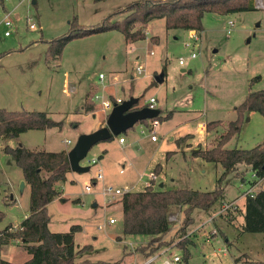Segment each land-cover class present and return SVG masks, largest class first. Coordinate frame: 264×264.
Masks as SVG:
<instances>
[{
	"label": "rangeland",
	"instance_id": "1",
	"mask_svg": "<svg viewBox=\"0 0 264 264\" xmlns=\"http://www.w3.org/2000/svg\"><path fill=\"white\" fill-rule=\"evenodd\" d=\"M133 1L0 0V107L11 111H43L50 118L62 121L60 127L32 129L15 138H0V211L4 214L1 229L23 220L29 212L30 192L28 186L22 188L19 180L22 171L12 155L3 152L4 145L68 152L78 136L101 116V113L93 116L82 108L87 94L91 97L103 90L99 73L105 75V85L112 87L107 89L108 93L103 90L110 99L137 97V107H142L150 97H155L159 109L155 142L147 132L140 133L141 125L137 122L119 136L94 144L81 161L89 170L79 173L70 169L67 180L60 185L67 202H62L59 195L48 204L49 230L63 232L77 225L82 231L75 233L76 246H92L76 254L78 262L142 264L149 250L148 243L139 244L145 237L137 239L122 234L121 197L104 205L98 193L103 181L92 185L90 192L85 191V185L100 169L110 183L128 186L131 191L143 190L150 172L157 175L152 181L153 189L211 191L223 169L219 163L193 158L191 151L213 145L228 122L236 118L234 107L243 102L250 90L264 89L262 0H254L257 7L254 10L204 13L197 41L188 30L167 29L163 20H157L145 39L127 42L120 31L106 30L74 38L58 56H51L50 43L68 33L72 24L91 27L111 14V20L122 19L127 13L118 11ZM5 12H11L9 28L2 23ZM229 21L233 24L229 25ZM31 23L35 28L29 27ZM6 30L8 35L4 34ZM152 35L157 37L156 42ZM192 52L195 57L190 56ZM180 57L184 58L183 64L179 63ZM137 65L144 69L142 75H137ZM163 70L164 79L157 83L154 78ZM167 112L173 115L164 119ZM216 120L220 123L209 130L206 125L198 129L199 124ZM189 131L195 134H185ZM118 137H123L125 142L119 143ZM66 139L70 143H65ZM263 141L264 116L247 111L243 113L239 132L230 138L226 148L248 149ZM103 147L107 149L103 160L88 164L90 159L101 155ZM157 163L162 164L161 175L155 172L159 166L153 170ZM244 170L240 166L238 176L230 174L223 180L222 199L209 211L195 209L193 221L183 233L179 231L183 207H171V229L155 244L160 249L170 246L181 256V247L186 245L192 255L190 264H234L236 258L238 264H264V233H245L238 228L243 199L250 187V170L245 173ZM243 173L244 180L240 178ZM160 183L163 187H159ZM76 198L82 202L75 201ZM227 201L235 202L234 211L222 209V203ZM93 202L99 203L96 209ZM110 218L115 223L108 224ZM240 222L243 223V218ZM102 224L103 228L98 229ZM121 237L125 243L119 242ZM0 256L14 263L27 260L26 248L18 241L0 244ZM166 257L169 256L155 263L161 264Z\"/></svg>",
	"mask_w": 264,
	"mask_h": 264
},
{
	"label": "trees",
	"instance_id": "2",
	"mask_svg": "<svg viewBox=\"0 0 264 264\" xmlns=\"http://www.w3.org/2000/svg\"><path fill=\"white\" fill-rule=\"evenodd\" d=\"M262 2L264 9V0ZM256 8L254 0H135L118 11L127 13L122 19L111 20L113 15L111 14L100 24L91 27L72 24L73 28L68 33L50 43L49 52L51 56H58L68 41L106 30L120 31L127 42L142 40L146 38L148 22L159 18L164 19L167 29L200 32L202 18L206 12L227 14ZM93 105L87 94L83 109L92 110ZM234 111L236 118L228 122L226 130L218 135L212 147L205 149L199 147L191 151L193 157H200L207 162L221 165L223 172L216 181L215 189L201 191L188 188L145 187L140 191H128L119 199L122 208V234L151 236L146 245L149 250L147 252L144 250L147 258L160 250V246L155 243H159L171 229L172 222L169 220L171 207H183L184 217L182 226L179 228L182 232L193 221L192 213L195 209L208 211L216 201L222 199L225 188L223 180L230 174L238 176L240 166L245 168L244 173L246 170H253L258 174L264 173V141L248 149H229L224 146L234 134L239 132L244 112L256 111L264 116V89L250 90L243 102L234 107ZM159 117L158 114L154 119ZM163 118L167 119L168 115ZM217 123L220 121L207 122L206 129L209 130ZM61 125L62 121L50 118L43 111H11L0 107V138H15L27 130H43ZM2 150L12 155L16 165L22 171L24 181L29 185L30 192L29 212L19 223V228L9 232L12 224H8L0 229V235L19 238L24 247L31 252V257L21 263L0 259V264H117L116 262L76 261L77 253L92 247L91 245L79 248L76 246L75 233L80 231V227L72 225L69 230L63 232L51 231L48 228V204L55 197H59L60 185L67 180L66 173L70 171L66 151L31 150L21 144L15 147L5 145ZM156 171L159 172L157 169ZM244 173L240 177L243 180ZM3 217L4 214L0 211V221ZM240 230L245 233H264V189H260L252 196H245L243 223ZM184 236L186 239L189 238L187 233ZM181 249L183 264H190V250L186 245H183Z\"/></svg>",
	"mask_w": 264,
	"mask_h": 264
},
{
	"label": "built area",
	"instance_id": "3",
	"mask_svg": "<svg viewBox=\"0 0 264 264\" xmlns=\"http://www.w3.org/2000/svg\"><path fill=\"white\" fill-rule=\"evenodd\" d=\"M261 8L263 7V3L261 2ZM10 15L11 12H5L4 13V17L2 20L3 25L6 28H9L12 25V21L10 19ZM229 25H232L233 22L229 21L228 22ZM30 28H35V25L33 23H31L29 25ZM230 30H228L229 32ZM147 31H146V37H147ZM191 35L193 36L194 41L198 40V36H197V32L194 30H191ZM5 35L9 34V31L6 30ZM153 51H150V54H153ZM191 57H195L196 54L194 52H192L190 54ZM179 63L183 64L184 63V58L180 57L179 58ZM135 71L137 73V75H142L144 72V69L140 66L137 65L135 68ZM105 75L103 73H99L98 74V78L99 81L102 82V80L104 79ZM90 100L98 105V109L104 114V119L99 123V126H103L105 125L106 119L108 114L110 113L112 107L114 106V104H119L123 101V99L121 97H115L110 99L109 96H106L103 93V90L98 93L95 92V94H93L90 97ZM156 99L155 97H150L147 102L146 105L149 108H156ZM98 109L95 111H92V115L95 116L98 112ZM140 133H145L147 132L148 135L150 136V140L151 141H156L158 138L156 136V132H155V128L158 125V120L157 119H146L144 122L140 121ZM119 136V135H118ZM118 142L119 143H123L124 142V138L123 137H118ZM65 143H70V140L66 139ZM99 160V158H95L93 157L92 159H90V161L88 162V164H94ZM82 165V164H81ZM85 165V164H83ZM85 166H88L87 164ZM249 180H250V187H248V189L246 190L245 196L246 195H250L252 196L253 194H255L257 192L256 188H258V191L262 188V185H264V173L262 174H258L256 171L251 170L250 171V176H249ZM157 179V175L154 172H150L148 174V182L146 181V187H151L152 186V181ZM102 189L100 190V192L98 191L99 195L102 196V200H103V204L104 203H111L112 200L116 199L117 197H121L124 193L131 191V189L126 186V187H119V186H115L110 182L105 181V176L104 173L102 172V170L100 169L97 174L90 179V181L85 185V191L86 192H90L91 191V187L92 185L96 186L98 185L99 182H102ZM240 187L242 186V184L239 185ZM235 202H223L222 203V209L224 211H234L235 210ZM105 205V204H104ZM211 221V220H209ZM115 223V219L110 218L108 221V224H113ZM104 226V224L102 225H98V229H102ZM19 228V224L18 225H13L11 228H9V232H13L16 231ZM81 227H80V231H81ZM9 241H18L21 243V240L15 236H11V237H7V236H3L0 235V243H7ZM222 252H225V250H223ZM156 259V256H151L148 259H146L142 264H153V261ZM161 264H183L182 261V256L179 254H172L169 257L164 258L161 261Z\"/></svg>",
	"mask_w": 264,
	"mask_h": 264
},
{
	"label": "water",
	"instance_id": "4",
	"mask_svg": "<svg viewBox=\"0 0 264 264\" xmlns=\"http://www.w3.org/2000/svg\"><path fill=\"white\" fill-rule=\"evenodd\" d=\"M154 79L157 83L162 82L163 73L155 76ZM137 103V97H129L119 104H114L107 116L105 125L78 136L74 146L67 152L69 166L72 171L84 173L89 170V166L81 165V161L94 144L126 132L137 122L158 116L159 109L147 106L135 108ZM23 184L22 182L21 185ZM160 187H162V184H160Z\"/></svg>",
	"mask_w": 264,
	"mask_h": 264
},
{
	"label": "crops",
	"instance_id": "5",
	"mask_svg": "<svg viewBox=\"0 0 264 264\" xmlns=\"http://www.w3.org/2000/svg\"><path fill=\"white\" fill-rule=\"evenodd\" d=\"M204 16V15H203ZM157 20H163V24L165 25V23H164V19L163 18H159V19H152L150 22H148V24H147V30H148V33H149V29H150V27H151V25L152 24H155L156 23V21ZM189 32H191V30H188ZM152 37H154L152 40H154V42H156L157 41V37L156 36H154V35H152ZM151 40V41H152ZM104 79H105V77H104ZM103 79V80H104ZM163 79H164V76H163ZM102 80V82H100L99 81V83H101V85H102V89L103 90H105V93L107 92V89L108 88H112V87H110L111 85H109V84H106L105 85V81H103ZM112 90V89H111ZM109 91V90H108ZM108 93V92H107ZM112 93L113 94H115V90H112ZM107 95H109V94H107ZM118 97V96H117ZM123 99V98H122ZM82 108H83V106H82ZM99 107H98V105H96V104H94L93 105V109L92 110H88L89 112H90V114H92V111H95V110H97ZM97 113H101V116H100V118L96 121V122H93L92 123V126H91V128L90 129H88V130H86V131H84L85 133H88V132H91V131H93V130H95V129H97L98 127H100L99 126V123L104 119V114L98 109V112ZM169 113V114H168ZM166 114H168V118H171L172 117V115H173V112H167ZM165 114V115H166ZM48 115V114H47ZM167 118V119H168ZM207 122H205V123H201V124H199V126H198V129H201V128H204V126H205V124H206ZM185 134H187V135H191V134H195L194 132H191V131H189V132H187V133H185ZM206 134H209V132H206ZM170 136H172V135H170ZM124 142H125V140H124ZM123 142V143H124ZM155 142V141H154ZM6 145H8V144H6ZM5 146V145H4ZM9 146H11V145H9ZM213 145H211V146H208V147H202V149H205V148H210V147H212ZM225 146V148H226V144L224 145ZM60 151V150H59ZM106 151H107V149L105 148V147H103L102 149H101V155H99V156H101V158H99V159H102L103 160V157H104V155H105V153H106ZM193 158H198V157H193ZM158 164H160V163H157L154 167H153V170L155 169V168H157L158 166H159V169H157V170H159V172H157L156 170H155V172H157L158 173V175H161V173H162V171H163V167H162V164H160V165H158ZM19 180L21 181V183L23 182L24 184L22 185V188L24 187H26V186H28L29 187V185L24 181V179H23V177L21 176L20 178H19ZM105 181H107V182H112L111 180H107V179H105ZM160 184H162V183H160ZM160 184H159V187H160ZM162 187H163V184H162ZM144 189V188H143ZM261 189H264V188H261ZM60 190V197H63L62 199H61V201L62 202H67V198H65L64 196H63V194H62V190L61 189H59ZM135 191V190H134ZM57 199V198H56ZM239 199H243V197H240ZM238 199V200H239ZM96 200V199H95ZM94 200V201H95ZM75 201H77V202H82V200H81V198H76L75 199ZM244 201H245V198L243 199V207H242V212H241V217H240V220H242V218H243V209H244ZM120 203V202H119ZM98 202H93L92 203V207H93V209H96V207H98ZM213 207V206H212ZM211 207V208H212ZM210 208V209H211ZM209 209V210H210ZM208 210V211H209ZM28 214V213H27ZM26 214V215H27ZM25 215V216H26ZM213 214H211V216H212ZM121 219H122V216H121ZM240 220H239V223H238V228L240 229V227L242 226V223L240 222ZM216 221H218V219L217 220H215V222L214 223H216ZM212 222V221H211ZM213 223V224H214ZM1 229V228H0ZM81 229H82V227H81ZM220 229V228H219ZM221 230V229H220ZM82 231V230H81ZM81 231H78V232H76V233H80ZM224 232V231H223ZM225 233V232H224ZM225 235H226V233H225ZM140 236H143V237H145V239L143 240V243H139V244H146L148 241H149V239L151 238V236H144V235H136V236H130V237H134V238H139ZM213 239V238H212ZM211 239V240H212ZM210 240V241H211ZM225 240H226V242L228 241L226 238H225ZM119 242H123V243H125V241L123 240V238L121 237V239L119 240ZM229 242V241H228ZM172 254H179V253H177V252H175V251H173L172 250V248H170V246H168V247H166V248H163V249H160L155 255H153V256H156V259L153 261V264H156L155 262L156 261H158L161 257H165L166 255H168V256H170V255H172ZM26 257H27V259L28 258H30L31 257V252L29 251V250H27L26 249ZM191 257H192V255H191V252H190V258H189V262L190 263H193L192 262V259H191ZM149 258V257H148ZM148 258H146V259H148ZM0 259H3V260H6V261H9V262H12V260H10V259H6V258H2L1 256H0ZM146 259H144L143 260V262L146 260ZM237 259V260H236ZM236 259H234V264H238V258H236ZM25 261V260H24ZM142 262V263H143ZM12 263H14V262H12ZM21 263V262H20Z\"/></svg>",
	"mask_w": 264,
	"mask_h": 264
}]
</instances>
